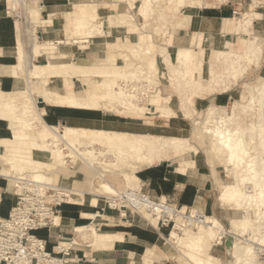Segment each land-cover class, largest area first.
I'll use <instances>...</instances> for the list:
<instances>
[{
  "label": "crops",
  "instance_id": "obj_1",
  "mask_svg": "<svg viewBox=\"0 0 264 264\" xmlns=\"http://www.w3.org/2000/svg\"><path fill=\"white\" fill-rule=\"evenodd\" d=\"M130 1L134 4H130ZM141 1L42 0L43 21L39 32L43 40H72L73 35L67 32V27L74 6L83 3L96 5L98 13L96 24L102 22L100 29L103 32L100 31L95 37L89 38L84 48L80 44H61L55 52L63 51L69 56L86 60H103L112 46L137 41L139 31L135 29L141 28L142 31L146 23V19L141 16ZM174 5L177 6V3ZM263 6L264 0H183L176 10L167 11V25L161 26L163 27L161 34L155 31V25H152L150 33L154 42L156 41V50L161 46H167L171 56L178 51L184 53L185 48L191 49L202 62L200 70L205 75L207 65L217 51L231 49L242 51L245 40L252 38L254 34L257 35L256 33H262ZM121 11L131 13L133 16L131 23L122 21L118 16V12ZM245 17L252 19L251 36L242 31ZM16 45V21L6 15L5 5L0 3V65L12 66L17 62ZM160 68L168 73L164 63H161ZM160 82L156 91L159 89L163 95L179 97L178 89L170 79H163ZM25 86L24 77L15 78L7 73L0 74L2 92ZM50 86L63 91V83L58 79H52ZM232 87L222 89L219 85L218 89L222 90L217 89L203 96H196L194 106L197 108L201 103L212 102L215 106L226 107L240 96V90ZM74 88L78 90L79 87L75 85ZM181 91H191V86L188 85ZM39 103L42 104L39 108L45 111L42 115L43 120L53 126L105 130L128 137L135 136L138 139L153 136L186 137L184 133L188 130L186 119L176 110V115L168 117H162L155 111H147L146 114L137 116L103 109L55 105L42 99H39ZM174 107L173 109H177V103ZM14 136L8 121L0 118V140L14 139ZM5 150V146L0 145V152ZM154 154L155 160L149 166L135 171L143 191L152 198L169 200L181 211L193 207L208 215L217 213L218 205L211 195L216 182L215 175L218 177L214 174V167L187 153L178 155L164 150ZM190 161L193 163L187 164ZM80 169L82 168H75V171L79 172ZM59 176L55 184L64 186L68 194L58 208L59 223L50 228L37 230L36 235L44 241L47 251L55 253L62 259L63 264H177L178 261H174V258L179 252L167 241L170 238H167L169 227L153 224L147 217L129 211L126 216L121 215L118 210L106 207L100 195L85 193L82 198L75 195L73 197V194H70L72 188L87 190L89 187L84 185L83 179L75 178V174ZM64 179L68 180V187L65 186ZM94 198L97 203H94ZM16 202L17 196L10 187V180L0 174V218H8ZM89 223H93L101 231L118 234L122 238H116L110 247L96 248L85 241L81 247L71 246L68 242L80 240L75 228ZM68 248L69 254L60 252V249ZM148 250L152 252L150 257L146 256Z\"/></svg>",
  "mask_w": 264,
  "mask_h": 264
},
{
  "label": "bare ground",
  "instance_id": "obj_2",
  "mask_svg": "<svg viewBox=\"0 0 264 264\" xmlns=\"http://www.w3.org/2000/svg\"><path fill=\"white\" fill-rule=\"evenodd\" d=\"M154 1L156 3H162L164 0ZM167 1L171 3V5L173 4V11L174 9H177L178 4L180 3L179 0ZM141 2V14L150 17L151 14L148 13V10L150 9L149 6H153V0H143ZM174 3H177V6H174ZM42 4V0H31L29 7H24L25 17L27 20L30 18L31 24L33 26L38 25V28H40L42 24ZM130 4L133 3L131 2ZM167 11L169 10L163 9V7L157 10L158 20L162 26L167 24ZM130 14L131 13H129V15ZM118 16L122 21L126 20L124 11L118 12ZM130 17L131 19L133 18L132 15H130ZM89 18H98L96 5L85 3L75 5L69 21L70 24H68L67 27L71 29L67 30V32L73 35L72 40L59 39L57 41L48 40L42 42L39 41L41 37L39 38L34 35L33 30V34L30 35L29 38V47L26 46V38L24 36L22 24L20 21L16 22L17 62L12 66L0 65V74L7 73L15 78H22L24 75L26 82V86L23 88L9 92H2L0 90V118L8 121L14 135L17 137L16 139L0 140V145L5 146L6 148L4 152H0V174L8 177L10 180V187L12 188L14 185V175L22 171H28L31 176H33L32 178L42 182H51L53 176H56L57 180L58 177H60L59 175H67L63 172L66 169L63 165L64 160H62L63 156L61 148L49 149L52 142H55L52 141L54 137H59L60 140L66 141V144L72 150L80 145L93 147L100 143L117 146L121 145V149H124L123 147H128L130 150H133L138 154L139 161L135 163L137 164L136 167H132L129 172L123 174V179L128 185H136L139 183L135 171L149 166L155 160V152L160 153L165 150L178 155L187 153L189 156L190 154L192 155L197 152L189 142V138L186 137L165 138L153 136L142 137V139L140 138L137 140L135 136L128 137L124 134L111 131L77 129L70 126H53L47 124L43 120L42 115L45 111L44 109L39 108L37 97L44 102L55 105L87 109H103L105 111L114 112H123L121 108H124L126 112H128V110H136L139 114H146L143 107L136 105L137 103L135 100L137 99L138 102L136 96L137 92H127L124 84H121L120 87L115 83V78L122 75L123 78H126L124 82L130 80V78L133 79V77L139 81L147 79L155 84L156 87H159L161 84L159 83L160 80L158 79V81H155V78L153 79V72L156 73L159 69L157 62L166 64V61H170L171 65L174 64L172 61L173 56H171L170 52H167L165 55L160 54L159 51V54H157L158 59L155 55L156 60H144V65L137 64V62L135 63L132 58H137L143 61L142 56L140 55L141 51H143V54L152 53L151 50L147 48L143 49L142 47L130 49L131 52L126 54L121 52V56L124 54V63L126 62L129 67H133V70H123V72H119L116 68L106 70L104 66L98 65V62L95 61V63L86 64L84 63L86 59L72 58L63 51L56 53L55 50L57 51V48L61 44L74 45L80 43L81 47L84 48L86 46L84 43H87L91 36H84L83 34L91 33L89 32L90 29L86 30V22ZM98 23L102 26V22ZM96 25L98 26V24L95 23L94 26ZM162 29L163 28L160 27L159 31H156V29L155 31L161 34ZM145 35L149 36L150 33L140 34L136 42L140 43L144 37H146ZM253 41L252 38H250V40H245L243 48L248 47V44ZM120 46H115V51L120 52L122 47L127 45ZM161 48H167V46H161ZM219 52L220 51H217L214 54L207 67L214 65V58L216 61L217 56H220V54H218ZM182 55L181 62H176L177 68L173 66V71L170 72L171 76H175L174 79L180 85L183 84V80L180 79L181 75L185 76L187 70L188 72L190 71L189 73H191V71L199 73L198 71H201L200 69L202 65V62L198 60V57H196L195 53L190 49L184 51ZM46 58H48L47 62H39ZM107 58L111 61H115V57L112 58L107 56ZM165 74L166 78L171 79L170 76L167 75V72ZM90 77L93 78L90 79ZM76 78H79V81H85L86 83H76L74 81ZM52 79L62 81V92L57 88H52L50 86ZM75 85H78V90H75ZM161 91L162 90L158 89L159 93L158 96H156L158 100L154 105L155 113L160 116L176 115V109H173L174 107L171 105L173 98L169 95H163ZM179 91L181 90H178V92ZM148 92L151 91L148 90ZM179 95H181V93H179ZM183 101L181 103L179 102L177 109L179 112L184 111L187 115L186 117L189 118L190 116L187 111L188 101ZM214 120L216 119L210 120L209 123L214 122ZM199 122L200 119L195 120V124H199ZM225 123L226 121L224 118L216 120V124L212 127L204 126L202 134L209 135L208 143L213 151L217 154L223 153L220 158L224 161L225 166L228 169V174H230L228 181L231 183L229 185L232 187V190L223 193L218 201L221 206L223 205L227 208L230 206L229 209H233V211L235 209L240 210L238 211V215H235V213L237 214L235 210V213H232V217L229 220L232 228H238L239 236H236L230 230L217 226L214 216L200 212L202 214L200 217L201 220H195L192 224L197 228L195 232L189 233L192 231V227L181 229L182 235L188 236L186 241L176 238L179 235L176 230H173L169 236V240H176L177 243L183 245L184 254L187 255L189 260L194 264H222L220 259L212 252L214 241L219 234L222 233V230L226 231L229 237L232 238V245L228 247V252H230L232 259L230 264H254V259L256 256L258 257V252L255 250L257 247H254L253 244H255V246L264 245V232L258 234L260 232L259 229H257V227L251 222V219L253 218L252 211L254 208L255 211L264 209V176L262 172L259 171L258 164L254 160L247 163V170L244 174L237 175L236 162L238 164L245 162L244 155L247 154L253 142H244L246 129H229ZM24 136L26 138H21ZM56 141H58V139H56ZM142 142H144L143 145L146 146V153L140 152L139 146ZM65 148L67 147L64 146L62 150L64 151ZM68 155L69 154H65L64 156L65 162L68 161L66 160ZM82 159H84L91 167L89 168L90 170L98 171V167L105 168L104 166H96L93 159H85L84 157H82ZM228 163L229 165H227ZM239 184L242 185L241 188L239 187ZM248 184H251V186H248ZM249 187H251L252 190H249ZM99 190L101 191V194L107 193L106 187L98 188L94 186L87 190L72 188L71 193H68L71 195L73 194V197L75 195L82 198L85 193L97 195ZM95 203H97V200ZM228 203H230L229 206H227ZM189 210L193 214L199 212V210H196L193 207H190ZM96 222L99 223L100 221L96 220ZM58 223L59 217L56 216L54 225H58ZM249 229H253L254 233H256L251 237L252 244H242L240 242L241 238L244 237L245 233H248ZM75 232L80 240L74 239L68 242L73 247H81L84 241L94 245L96 248L110 247L116 238H122L121 235L97 229L93 223L78 226L75 228ZM150 255H152V252L151 250H148L146 256L150 257Z\"/></svg>",
  "mask_w": 264,
  "mask_h": 264
},
{
  "label": "rangeland",
  "instance_id": "obj_3",
  "mask_svg": "<svg viewBox=\"0 0 264 264\" xmlns=\"http://www.w3.org/2000/svg\"><path fill=\"white\" fill-rule=\"evenodd\" d=\"M143 1V0H142ZM180 3L183 2V0H179ZM24 7H29V4L31 3V0L25 1ZM133 3V1H131ZM28 4V5H27ZM134 4V3H133ZM142 4V2H141ZM175 6V5H174ZM24 7L22 10L19 11L18 16L14 18V21H20V23L23 26L24 30V36L26 38V46L29 47L30 45V35L33 34L38 36L40 39L39 41L45 42L48 40H43L42 34L39 32L38 25H32L31 19L29 18L28 21L24 14ZM150 9L148 10V13L151 14V16H144L141 14V16L146 19V23L143 25V30L141 31V28H136L135 30L139 31L138 35L142 33H150L153 29L152 25L156 26V31H159V28L162 26L159 23L158 16H157V10H159L161 7L166 10H172L173 4L169 3L167 0L162 1V3H156L153 0V6H149ZM133 8V5H132ZM264 10V6H263ZM126 15V20L124 23H131V17L129 15L128 11H124ZM239 15V14H238ZM154 21V24H153ZM42 22V17H41ZM97 22V19H87V28L86 30H89L91 32L90 34H83L84 36H91L95 37L98 32H103L100 27H102L99 23L98 26H94ZM32 25V26H31ZM167 25V24H165ZM252 19L250 18H244L242 23V31L245 32L247 35H253L252 34ZM158 27V28H157ZM163 28V27H162ZM71 30V29H67ZM257 35H253L252 40L250 44H248V47H244L242 51L237 50H229V51H220L218 54L220 56H217V60L215 61L214 58V65L208 66L206 70V74L203 75L201 71H198L199 73H194V71H191V73L186 71L185 76L181 75V78L183 80V84L180 85L176 82L174 77L171 76L170 72L173 71V66L177 68L176 62H181L183 53L178 51L174 56L172 61L174 62L173 65H171L170 61H166V67L168 69L167 75L170 76V80L175 85V87L178 90L185 89L188 87V85L191 86V91H179L178 92V98L177 96H171L173 98L172 107H174V104L177 103V106L179 102L181 103L183 100L188 101V115L190 116L187 118L184 111H180V114L186 119L187 122L186 128L188 129L184 134L186 138H189V142L193 145V148L197 150L196 154H192V156L198 157L202 160H204L210 167H214V174H217L218 177L216 178L215 175V185L212 189V197L215 199L217 205H218V211L216 214L212 215L214 216V220L217 226L230 230L233 232L236 236H239V230L238 228H232L229 220L232 217V213H235V210L229 209L230 206L228 203L227 207L221 206L219 204V197L225 193L226 191H231L232 187H230L229 184V176L228 169L225 166V163L223 160H221L220 156L223 155L217 154L215 151L211 149L209 142V135H203L202 129L204 126L212 127L216 124V120L223 119L226 121L225 125L229 129H237L242 128L246 129V135L244 137V142H250L252 141V145L249 148V151L247 154L244 155L245 162L238 164L236 162V171L237 175L244 174L247 170V163L252 162V160L256 161L258 164L259 171L262 172L264 176V30L262 33H256ZM146 36V35H145ZM90 37V38H91ZM250 40V39H249ZM53 41V40H52ZM80 44V43H79ZM85 44V43H84ZM87 44V43H86ZM81 45V44H80ZM121 45H127L125 47H122V50L120 52L115 51V46H120L116 44L115 46H112V49H109L105 58L103 60L95 61L98 62V65L104 66L106 70H110L111 68H116L119 70V72L124 71H131L133 70V67H129L127 63H124L123 56H121V52L129 53L131 52L130 49H137L139 47H142L143 49H149L154 54H143V51H141V56L143 61L137 58H132V60L137 64L144 65L145 61L147 59H158L159 52L160 54H165L169 52L168 48H161L159 47L157 49L156 41L154 42L153 36L150 33L149 36L144 37V39L140 42H129V43H123ZM129 46V47H128ZM121 47V46H120ZM184 49V48H183ZM182 49V50H183ZM189 50L188 48L184 49ZM191 50V49H190ZM159 51V52H158ZM192 51V50H191ZM193 52V51H192ZM194 53V52H193ZM107 56L114 58L115 61H111L107 58ZM72 57V56H71ZM72 58H78V57H72ZM107 59V60H106ZM48 58L45 60H41L39 62L45 63L47 62ZM93 60H85L84 63L86 64H92L95 63ZM124 63V64H123ZM162 62H157L158 65V71L155 73L153 72V79L155 78V81H158V79L161 81L166 78V72H162L161 67ZM166 70V69H165ZM188 72V73H187ZM24 77V75H23ZM93 77H90L92 79ZM126 78H123L122 75L115 78V83L117 85H121ZM74 81H77L80 84L86 83L85 81H79V78L74 79ZM159 81V83H161ZM82 82V83H81ZM129 84H131L133 89L128 90L127 92H137L136 96L138 98L135 100V103L137 106L143 107L144 111H155V104L158 100L156 96H158V91H156V85L151 83L147 79L138 80L133 77V79L130 78V80H127ZM230 82V83H229ZM219 85L222 87V89H228L230 86L232 88H235L236 90H240V96L236 97V100H234L233 103H230L226 107H218L215 106V104L211 103H201L196 108L194 106V98L203 96L204 94L211 93L213 91H216L219 87ZM151 86V87H149ZM85 87V86H84ZM121 87V86H120ZM126 88V86H125ZM221 88L218 90H222ZM132 90V91H131ZM151 91V92H148ZM147 91V92H146ZM126 92V93H127ZM149 93V94H148ZM181 93V95H179ZM163 94V93H162ZM183 97V98H182ZM186 97V99H185ZM238 98V99H237ZM38 106H42V104L39 103V98L37 97ZM183 101V102H186ZM152 105V106H149ZM175 108V107H174ZM123 112L118 111L119 113H126V114H133L137 116L144 115L143 113H137L136 110H131L128 112L125 111L124 108H121ZM176 111H179L176 109ZM162 117H168V116H162ZM200 119L199 124H195V120ZM214 120V122L209 123L210 120ZM177 137V136H175ZM14 139L17 137L14 136ZM21 138H26L21 137ZM174 138V137H171ZM181 138V137H179ZM58 139V141H56ZM140 139V138H139ZM142 139V138H141ZM138 140V138H137ZM51 146H49V149H55V148H61L62 156L64 160V168L66 169L64 174L69 175H76L75 178L83 179L84 185H87L89 188L91 187H103L107 189V193L101 194V191H98V194L100 193V198H102L103 202L104 199L103 195H107L116 191H123L129 188H140V183H137L136 185H128L125 180L123 179V174L126 172H129L132 167H136L137 164H135L137 161H139L138 154H136L133 150H130L128 147H123L124 149H121V145H109V144H103L100 143L97 146L93 147H86L80 145L79 147L75 148L74 150L70 149L68 145L66 144V141L60 140L59 137H54L52 139ZM68 141V140H67ZM140 144V152H147L146 146ZM67 147L62 150L63 147ZM65 154H69L66 157V161L64 159ZM171 155V153L169 154ZM191 155V154H190ZM84 157L85 159H93L94 163H96V166H104L105 168L98 167V171H92L89 169L91 168L87 162L82 159ZM185 158V156H184ZM189 158V157H188ZM79 159V160H78ZM76 161V162H75ZM74 162V163H73ZM229 162V161H228ZM76 163V164H75ZM193 163L192 161L187 162V164ZM73 164V165H72ZM70 165V166H69ZM229 165V163L227 164ZM75 166V167H74ZM81 167L80 171H75V168ZM231 169V168H230ZM230 171V170H229ZM29 173L28 171H22L18 172L16 174H24ZM77 173V174H76ZM15 174V175H16ZM31 176V174L29 173ZM103 175V176H102ZM232 175V174H231ZM235 175V174H234ZM63 176V175H62ZM33 177V176H31ZM55 177V178H54ZM56 176H53L52 181L55 183ZM231 179V178H230ZM51 181V182H52ZM66 181L65 186L69 183L68 180L64 179ZM228 181V184H227ZM109 183V184H108ZM14 184V183H13ZM248 186H251V184ZM68 187V186H67ZM239 187L241 188L242 185L239 184ZM249 190H252L251 187H249ZM95 203V198L93 199ZM224 209H220V208ZM196 210H199L195 208ZM240 210H236L238 215ZM255 211V208L254 210ZM252 211L253 218L251 219V222L254 226L259 229V233L264 232V209L260 211ZM202 213H205L204 211H200ZM144 217H147L149 221H151L153 224H157V219H154L150 215L143 213ZM92 217V215L90 216ZM159 224V223H158ZM176 230V229H175ZM192 232H195L197 230L196 227H193L191 229ZM171 227L169 228V235L170 236ZM179 235L176 238H180L184 241L187 240V235H182V231L176 230ZM256 234L254 233L253 229H249L248 233L244 234V237L241 238V243L248 245L252 244V236ZM243 236V235H242ZM229 237V235L226 233V231L222 230V233L219 234V236L214 241L213 246V253L220 259V262L222 264H230L231 263V256L230 252H228V247L226 246V240ZM169 245H173L175 249L178 250V255L175 256L174 261H178L177 264H194L191 262L187 255H185L183 250V245L180 243H177L176 240H167ZM180 244V245H179ZM257 247L255 250L258 252V257L256 256L254 259V264H258L259 258H264V245L263 246H255ZM226 246V247H224ZM227 248V249H226Z\"/></svg>",
  "mask_w": 264,
  "mask_h": 264
},
{
  "label": "built area",
  "instance_id": "obj_4",
  "mask_svg": "<svg viewBox=\"0 0 264 264\" xmlns=\"http://www.w3.org/2000/svg\"><path fill=\"white\" fill-rule=\"evenodd\" d=\"M26 0H0L5 5V13L13 19L24 7ZM126 89L131 84L123 82ZM13 192L17 202L8 218H0V264H63L62 259L46 249L45 243L36 235L42 228L54 225L59 206L68 196L66 190L53 182H42L32 178L29 173L16 174L13 177ZM105 206L118 210L121 215L127 212L142 215L145 212L161 226L181 231L182 228L201 220V213L194 214L187 209L181 211L169 200L152 198L142 188H129L103 195ZM60 252L69 254L67 250ZM258 264H264L259 258Z\"/></svg>",
  "mask_w": 264,
  "mask_h": 264
},
{
  "label": "water",
  "instance_id": "obj_5",
  "mask_svg": "<svg viewBox=\"0 0 264 264\" xmlns=\"http://www.w3.org/2000/svg\"><path fill=\"white\" fill-rule=\"evenodd\" d=\"M231 245H232V238L228 237L227 240H226V246L230 247Z\"/></svg>",
  "mask_w": 264,
  "mask_h": 264
}]
</instances>
